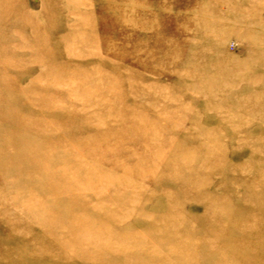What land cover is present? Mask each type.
Returning <instances> with one entry per match:
<instances>
[{
    "label": "rangeland",
    "instance_id": "1",
    "mask_svg": "<svg viewBox=\"0 0 264 264\" xmlns=\"http://www.w3.org/2000/svg\"><path fill=\"white\" fill-rule=\"evenodd\" d=\"M0 77V264H264V0H0Z\"/></svg>",
    "mask_w": 264,
    "mask_h": 264
},
{
    "label": "bare ground",
    "instance_id": "2",
    "mask_svg": "<svg viewBox=\"0 0 264 264\" xmlns=\"http://www.w3.org/2000/svg\"><path fill=\"white\" fill-rule=\"evenodd\" d=\"M9 78H4V79H2L1 77H0V83H9V80H8ZM44 124V123H43ZM51 125V124H50ZM52 126V125H51ZM57 130V129H56ZM89 251V250H88Z\"/></svg>",
    "mask_w": 264,
    "mask_h": 264
}]
</instances>
